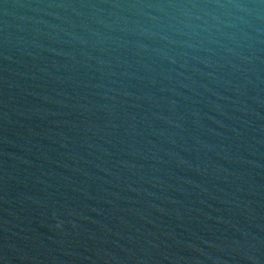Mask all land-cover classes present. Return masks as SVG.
I'll list each match as a JSON object with an SVG mask.
<instances>
[{
    "label": "water",
    "instance_id": "1",
    "mask_svg": "<svg viewBox=\"0 0 264 264\" xmlns=\"http://www.w3.org/2000/svg\"><path fill=\"white\" fill-rule=\"evenodd\" d=\"M0 264H264V0H0Z\"/></svg>",
    "mask_w": 264,
    "mask_h": 264
}]
</instances>
